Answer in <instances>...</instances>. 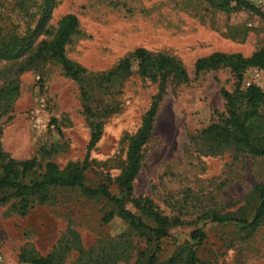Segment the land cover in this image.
<instances>
[{
    "label": "rangeland",
    "instance_id": "obj_1",
    "mask_svg": "<svg viewBox=\"0 0 264 264\" xmlns=\"http://www.w3.org/2000/svg\"><path fill=\"white\" fill-rule=\"evenodd\" d=\"M18 2L3 0L0 34L13 27L23 33L31 23L26 11L16 7ZM257 9L262 16L245 10L216 11L205 0H56L48 26L53 31L61 17L76 16L78 33L66 47V56L88 75L107 73L142 48L175 58L189 76L186 85L166 87L133 184L134 198H148L163 215L182 221L161 245L157 264L173 257L178 245L191 242L195 229L205 233L196 248L201 262L264 264V223L248 234L239 226L201 220L210 211L250 215L257 203L252 193L264 183V158H235L229 151L208 157L196 141L203 129L224 117L221 91L232 93L248 85L264 91V71L248 69L241 82L228 70L194 75L195 62L214 53L248 58L264 49V5ZM18 67L0 62V89L18 87L12 107L5 114L0 110L4 160L35 159L37 167L26 182L38 179L47 163L62 169L86 159L87 186L107 175L118 176L128 138L140 127L157 85L133 74L114 82L111 95H97L94 109L112 105L116 112L102 120V135L88 150L90 121L82 108L81 85L54 63H37L21 74ZM110 192L117 195L114 186ZM14 205L11 201L0 207V264H29L20 260L23 253L50 256L52 264H91L105 256L113 264H134L145 247L141 239L120 237L127 229L119 220L102 224L103 205L76 191L50 189L47 203L23 215ZM128 208L134 211L132 205Z\"/></svg>",
    "mask_w": 264,
    "mask_h": 264
},
{
    "label": "trees",
    "instance_id": "obj_2",
    "mask_svg": "<svg viewBox=\"0 0 264 264\" xmlns=\"http://www.w3.org/2000/svg\"><path fill=\"white\" fill-rule=\"evenodd\" d=\"M209 6L220 12L228 13L235 10H245L262 16L259 9L243 0H205ZM0 0V7L3 5ZM20 10H25L31 23L21 33L12 28L0 34V62L18 63V74L24 73L37 63H54L58 65L64 76L80 84L82 108L90 124V140L88 150H91L102 135V120L116 112L114 106H103L94 109L92 103L97 95H111L114 82L138 75L141 79L156 84L158 93L153 103L143 115L138 130L128 138L124 165L118 176L107 175L96 184L89 187L86 184L87 159L81 163H70L64 168L50 162L44 166L43 173L36 180H29L37 167L35 159L15 162L4 160L0 153V207L15 201L14 209L21 215L34 205H42L49 201L50 189H64L79 192L85 199L103 205L102 224L119 220L127 229L126 235L141 239L145 247L140 251L134 264H157L161 254V245L170 237V231L182 226L179 218L163 215L148 198L133 196V184L139 174L142 149L149 142L159 105L169 84L186 85L189 76L182 64L173 57L164 54H153L138 48L119 61L117 66L104 74L88 75L87 71L69 60L66 47L73 36L78 33V19L72 14L60 18L56 28L51 31L48 23L51 19L56 0H19ZM36 10L35 12H33ZM34 24V28H32ZM48 26V27H47ZM264 71V49L250 57L240 54L214 53L199 59L194 64V75L228 70L234 78L241 82L243 74L248 69ZM225 103V114L218 123L203 129L196 138L200 153L215 157L225 152H231L235 158L247 155L253 158H264V91L255 85L244 89H236L230 93L221 91ZM18 87L7 85L0 89V110L6 113L16 101ZM1 113V114H2ZM114 186L117 195L110 192ZM256 206L250 215L220 214L216 211L205 213L201 220L213 225H235L242 232L251 234L264 223V183L253 191ZM132 205L134 211L128 208ZM205 239L203 229H195L190 234V241L176 247V254L161 264H209L201 262L196 256V248ZM22 262L29 264H52L49 257L40 258L23 253ZM91 264H113L111 258L101 257ZM115 264V263H114Z\"/></svg>",
    "mask_w": 264,
    "mask_h": 264
},
{
    "label": "built area",
    "instance_id": "obj_3",
    "mask_svg": "<svg viewBox=\"0 0 264 264\" xmlns=\"http://www.w3.org/2000/svg\"><path fill=\"white\" fill-rule=\"evenodd\" d=\"M247 2L252 6H256L257 8L262 7L264 5V0H247Z\"/></svg>",
    "mask_w": 264,
    "mask_h": 264
}]
</instances>
